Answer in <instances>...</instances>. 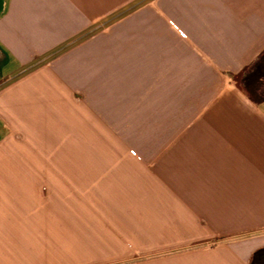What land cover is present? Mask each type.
Listing matches in <instances>:
<instances>
[{
	"label": "crops",
	"instance_id": "1",
	"mask_svg": "<svg viewBox=\"0 0 264 264\" xmlns=\"http://www.w3.org/2000/svg\"><path fill=\"white\" fill-rule=\"evenodd\" d=\"M262 249L264 0H0V264Z\"/></svg>",
	"mask_w": 264,
	"mask_h": 264
},
{
	"label": "rangeland",
	"instance_id": "2",
	"mask_svg": "<svg viewBox=\"0 0 264 264\" xmlns=\"http://www.w3.org/2000/svg\"><path fill=\"white\" fill-rule=\"evenodd\" d=\"M120 22H121L120 24L122 26H126L127 25V23H125V25H124V22H127V19H121ZM105 37H106V39H105L106 41L127 42V39H128V36L126 34H111V35H107ZM121 65H122V68H125L126 70L128 69L127 66H125L123 64H121Z\"/></svg>",
	"mask_w": 264,
	"mask_h": 264
},
{
	"label": "trees",
	"instance_id": "3",
	"mask_svg": "<svg viewBox=\"0 0 264 264\" xmlns=\"http://www.w3.org/2000/svg\"><path fill=\"white\" fill-rule=\"evenodd\" d=\"M253 264H264V249L260 250L254 255Z\"/></svg>",
	"mask_w": 264,
	"mask_h": 264
}]
</instances>
